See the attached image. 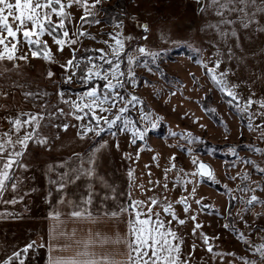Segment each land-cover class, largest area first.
Masks as SVG:
<instances>
[{
    "label": "snow or ice",
    "instance_id": "snow-or-ice-1",
    "mask_svg": "<svg viewBox=\"0 0 264 264\" xmlns=\"http://www.w3.org/2000/svg\"><path fill=\"white\" fill-rule=\"evenodd\" d=\"M102 2L103 0H0V76L19 69L21 61L29 63L31 60H41L49 65L44 73L45 79L52 81L58 88L55 93H49L46 89L42 92H24L25 98H31L34 101L33 107L39 106L40 111L21 109L7 119L9 129L0 132V205L4 206L0 210V219L16 216V213L8 211L7 206L22 203L27 195L22 192L23 181L18 173L28 171L24 157L30 144L51 151V144L60 139L59 132H67L69 128L76 130L75 135L79 141H92L87 153H74L69 160L49 166V171L55 173V179L50 178L49 183L55 186V192L59 194L56 204L67 207L69 211L54 208L49 213L48 219L51 223L47 241L42 240L39 245L30 241L22 248L14 249L6 257L0 258V264H26L29 251L38 252L41 248L46 249L45 264H192L196 245H192L190 254H185L184 237L173 224L186 226L191 221V233L196 235L203 227L197 219L198 214L212 207L204 202L203 196L197 198L198 182L206 178L219 183L212 167L199 159L191 147L197 143L205 144L202 137L195 136L191 131L182 134L170 132L171 136H179L184 141V144L176 147L191 157V170L177 168L175 154L170 157V166L164 169L165 183L162 187L168 190V175L175 173L171 182L176 187H182L186 193L175 201H170L167 196L161 198L156 195L148 197L147 200L134 199L131 191L134 169L130 168L127 173L129 186L125 193L126 202H120L115 188L108 185L97 172L98 156L108 147V141L103 139L106 134L116 137L122 133L130 137V145L141 143L146 146L148 133L159 126L163 117L146 110L145 101L135 91L138 86L136 69L143 66L149 73H153V68L149 65L151 61L156 65V71H160V64L168 55L166 49L153 50L146 44L131 47L129 42L134 37L124 35V22L120 20L114 24L116 31L107 34L109 40L101 41L106 45L107 51L104 48L85 49L91 55L77 56L76 45L82 42L80 38L95 37L82 30H71L70 25L74 27L75 19L71 10L74 7L82 10L81 28L84 23L100 24L102 22L95 19V14ZM197 2L203 3V0ZM211 7L221 19L217 25L210 27L216 28L222 40L238 38V34L235 28L230 32L220 31L221 25H234L239 22L247 29L256 24L257 31H264L257 19L264 18V0H211ZM233 15L236 19L230 18ZM138 27L142 29L140 39L146 42L150 25L143 23L138 24ZM162 43L167 44L169 41L163 40ZM171 43L180 48L189 47L181 40H172ZM65 48L71 49V57L62 61L58 54L62 56ZM201 51L197 48V55ZM228 56L231 59V48L228 49ZM223 62L219 55L215 59L209 58L208 61H197L204 69L210 84L214 86L213 90H218L227 99L230 107L248 114V129L259 130L260 139L264 140V124L254 123V117L264 121V99H254V94L247 98L241 96L239 85L229 80V70L221 68ZM52 65H57L62 71H53ZM192 78L196 80L194 74ZM74 84L79 86V91L71 88ZM8 87L22 86L13 82ZM9 94L0 90V96L7 97ZM51 95H56L58 102L49 107L47 98ZM41 99L45 101L43 104H40ZM204 99H207V95ZM133 110L137 112L138 119L132 118ZM204 110L215 113L218 109L205 105ZM194 122L199 124V120ZM199 126L205 128L203 124ZM51 128L57 130V134L52 137L42 131ZM116 148L119 150L118 141ZM143 150L141 148L137 151V159ZM230 151L232 156H237L235 149L230 148ZM251 151L264 157V150L259 147ZM125 158L131 159L132 156L125 153ZM153 159L157 157L154 156ZM239 159L246 166L250 165L261 177L259 180H251L252 173L238 172L229 177L233 181H241L236 189L224 186L229 200L243 205L241 211L246 213L252 206H264V163L251 158ZM81 180L86 181L84 190L74 195V198H68V188L80 187L78 182ZM97 181L102 188H110L112 192L111 195L106 193L101 197L99 205L96 204L99 194L94 187ZM149 183L160 186L159 181ZM189 184L192 185L190 192ZM51 197L52 192H49V204L52 203ZM109 200L115 203V207H109L106 203ZM193 203L197 206L195 210ZM177 206H180L179 210ZM181 211L185 218H181ZM227 212L229 223L223 225L225 229L235 230L233 221L237 217L247 226L241 212H237L235 217L231 207ZM105 220H111L116 225L111 236L99 230L93 231L92 228L85 231L78 227L82 224L98 225ZM120 225H123V232ZM82 231L85 235H79ZM238 235L254 259H249L248 256L237 257L235 253L227 255L234 260L239 259L241 264H264V243L253 244L244 232H239ZM201 236L206 251L214 253L215 245L212 241L219 237H210L202 231Z\"/></svg>",
    "mask_w": 264,
    "mask_h": 264
},
{
    "label": "rangeland",
    "instance_id": "rangeland-1",
    "mask_svg": "<svg viewBox=\"0 0 264 264\" xmlns=\"http://www.w3.org/2000/svg\"><path fill=\"white\" fill-rule=\"evenodd\" d=\"M118 0H103L97 7L95 19L102 17L101 9L116 4ZM123 7H117L115 12L120 15L115 19L112 25L87 24L84 23L81 28L80 16L82 10L73 8L72 15L75 18L73 25H70L72 31L82 30L90 33L95 39L81 37V43L76 45L78 49L77 56L91 55L85 49L104 48L106 45L101 41L109 40L107 35L116 31L114 24L120 20L124 22L123 32L125 36H132L134 39L129 42L131 47L145 45L153 50H167L168 55L164 57L160 64V71H156V65L149 61L153 68V73H149L143 66L136 69L138 76V86L136 93L145 101L146 110L155 112L163 117L159 126L148 133L146 146L141 143L130 145L129 136L119 133L116 137L106 134L103 139L110 144L117 164L123 170L134 169L132 180V196L134 199L147 200L148 197L156 195L159 197L167 196L170 201H175L180 196L185 195L182 187H176L171 182L176 175L169 173L168 190L162 185L165 183L164 169L170 166V157L174 154L177 157V168L184 167L191 170L189 161L191 157L186 152L181 151L176 145L184 144V141L170 135V132L182 134L191 131L195 136L202 137L205 144H194L195 154L202 161L209 164L215 172L219 183H214L204 179L197 184V198L203 196L204 202L212 205L211 208L200 212L197 219L203 225L196 235H192L191 221L186 226H177L179 233L184 237L187 253L192 251V245L195 244V254L192 258L199 264H241L239 259H235L227 253H235L237 257L248 256L254 259L251 252L239 239V232H244L253 244L264 243V206L255 205L250 207L246 213L242 212L243 205L230 201L225 191V185L228 189H236L241 183L240 180H231L229 177L235 176L238 172L252 173L251 180H259L261 177L255 173L253 168L243 164L239 158H251L257 162L264 163V157L254 153L251 149L259 147L264 150V140L260 139L259 130L248 129V114L237 111L235 107H230L227 99L213 90L214 86L210 84L209 78L205 75L204 69L197 63L203 59H215L217 55L223 59L222 69L229 70V80L233 84H238V91L241 96L247 98L254 94V99H264V31H257V25L252 24L245 29L239 22L234 25H221L220 31H231L233 28L237 31L238 38L229 37L226 41L221 39L220 34L215 27L221 17L217 16L215 10L211 7V0H203L202 8L197 11L195 0H123ZM135 19H132V18ZM231 19H236L233 15ZM260 20V27L264 28V18L257 17ZM148 23L150 32L148 40L145 42L140 39L142 29L138 24ZM45 39H48L45 37ZM168 40L169 43H162ZM172 40H181L189 45L186 47L191 50L196 57L192 62L190 58L178 56L173 61H168V56L174 50L181 49L174 46ZM111 42V41H110ZM51 44V40L49 39ZM156 46V47H153ZM200 48L201 54L197 55L196 49ZM232 49V57L229 59L228 49ZM55 51V47L53 48ZM71 57V49L65 48L60 60H67ZM126 63V61H125ZM11 67V65H8ZM49 67L44 61L31 60L29 63L20 62L17 70L0 76V90L9 92L7 97L0 96V127H5L4 131L9 129L7 119L16 112L23 110L40 111L39 106L33 107V100L25 98L26 91L35 92L47 90L49 93H55L58 88L52 81L45 79V70ZM53 71L59 73L62 71L57 65L51 66ZM2 71V69H0ZM161 73L164 75L162 76ZM196 77L194 81L192 76ZM144 81L150 83L145 84ZM13 82L22 87H8ZM67 87V86H65ZM72 89L80 90L78 85H72ZM131 90V89H130ZM175 92V95L172 93ZM207 95V99L204 97ZM49 107L58 102L56 95L47 98ZM45 101L41 99L40 104ZM214 107L218 109L216 113L205 112L203 106ZM61 107H65L61 105ZM67 111V108L65 107ZM255 111V109H253ZM217 118L218 124L213 118ZM132 118L138 119L135 110L131 113ZM199 120V124L205 125L200 128L194 121ZM254 123L264 124V121L254 117ZM75 129L69 128L67 132H59L60 139L51 144V151L43 152L35 166V173L47 160L56 161L73 156L74 153H80L92 145V141L81 142L76 138ZM57 134L55 128L50 129V137ZM227 137V139H225ZM119 142V150L116 143ZM140 151L137 159L136 153ZM231 149H235L237 156L231 155ZM214 149V151H209ZM32 150L30 145L29 151ZM125 153H130L132 158H125ZM157 159H153V157ZM149 173L151 175H149ZM149 181H159L157 187ZM143 185V187H140ZM192 185H188L189 192ZM259 195V193H257ZM232 205H235L234 207ZM193 203V209H196ZM231 207L232 215L235 217L237 212H241L245 223L237 217L233 221L235 230L225 229L223 225L229 223L227 219V209ZM178 210L180 206H177ZM181 218H185L181 211ZM201 231L210 237L218 236V240H213L215 245L214 253H208L202 243Z\"/></svg>",
    "mask_w": 264,
    "mask_h": 264
},
{
    "label": "crops",
    "instance_id": "crops-1",
    "mask_svg": "<svg viewBox=\"0 0 264 264\" xmlns=\"http://www.w3.org/2000/svg\"><path fill=\"white\" fill-rule=\"evenodd\" d=\"M34 104V101L33 103ZM5 127H0V132H3ZM45 135L50 137V129H42ZM32 150L24 157V163L28 165V171L18 173L23 181L22 192L27 193L24 196L23 202L18 203L15 206L8 205V211L14 212L17 215L14 217L0 219V258L6 257L14 249H19L25 246L30 241H35L37 245L48 239V229L50 226V220L48 219L49 213L54 208H60L64 212H68L69 209L63 205H57L56 200L59 196L55 192V186L49 183L50 178L55 179V173L49 171V166L58 165L62 161H67L73 156L63 158L61 160L44 162L38 173H35V166L40 155L43 152H48L45 147L30 144ZM91 147V146H90ZM87 147L85 151L80 153H87L90 149ZM63 171V169H58ZM97 172L100 177H103L107 181L108 185L115 188L117 199L120 202H126L125 193L128 191L129 179L127 176L128 171L119 167L116 159L111 150L110 144L108 147L102 150V153L97 159ZM80 187H69L68 198H74V195L81 193L86 185V181H79ZM95 191L99 194L96 197V204L99 205L100 198L106 193L111 195L110 188H102L99 181L95 182ZM49 192H52V203H48ZM110 208L115 207V203L111 200L106 202ZM4 206L0 205V210H3ZM71 227V226H70ZM85 231L88 228H92L93 231L99 230L108 235H112L115 232L116 225L111 220H105L98 225L82 224L78 225ZM120 230L123 232V225H120ZM79 235H85L82 231ZM184 252L187 253L184 243ZM46 249L41 248L39 251L30 250L29 260L26 264H45ZM192 264H199L192 258Z\"/></svg>",
    "mask_w": 264,
    "mask_h": 264
},
{
    "label": "trees",
    "instance_id": "trees-1",
    "mask_svg": "<svg viewBox=\"0 0 264 264\" xmlns=\"http://www.w3.org/2000/svg\"><path fill=\"white\" fill-rule=\"evenodd\" d=\"M117 7H123V9H124L123 0H118V2H116V4H114L112 6H108V7L102 8L101 9V11H102V17L100 18V21L103 22V23H105L106 25H112L113 22L115 21V19L117 20V19L120 18V15L117 14V12H115V10H116ZM178 56H184V57L190 58V60L192 62H195L196 61V57L193 55V53L191 52V50H189L187 48H181L179 50L172 51L171 54L168 56V61H173V59L175 57H178ZM76 91H79V90H76ZM204 106H203V108H204ZM216 114L218 116V113H216ZM210 116L213 118L214 122L218 124L217 118L213 117L212 115H210Z\"/></svg>",
    "mask_w": 264,
    "mask_h": 264
},
{
    "label": "water",
    "instance_id": "water-1",
    "mask_svg": "<svg viewBox=\"0 0 264 264\" xmlns=\"http://www.w3.org/2000/svg\"><path fill=\"white\" fill-rule=\"evenodd\" d=\"M197 2V0H195ZM203 6V3H198L197 2V5H196V10L199 11ZM206 179V178H205Z\"/></svg>",
    "mask_w": 264,
    "mask_h": 264
}]
</instances>
